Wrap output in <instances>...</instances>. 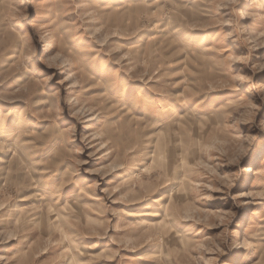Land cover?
<instances>
[{
    "label": "clouds",
    "instance_id": "obj_1",
    "mask_svg": "<svg viewBox=\"0 0 264 264\" xmlns=\"http://www.w3.org/2000/svg\"><path fill=\"white\" fill-rule=\"evenodd\" d=\"M34 237L62 264H264V0H0V264Z\"/></svg>",
    "mask_w": 264,
    "mask_h": 264
},
{
    "label": "rangeland",
    "instance_id": "obj_2",
    "mask_svg": "<svg viewBox=\"0 0 264 264\" xmlns=\"http://www.w3.org/2000/svg\"><path fill=\"white\" fill-rule=\"evenodd\" d=\"M148 50L151 51V46L148 47ZM167 140L166 136H161L160 142L163 144ZM227 145V141L222 139L218 135H211L210 134V144L208 145L211 149H223ZM182 147V146H181ZM253 148L256 149L257 153L259 154L262 150L257 146L253 145ZM157 162H150L143 170L142 173L134 174L130 177H127V179L130 181L131 187H129V190L125 193H123L125 196L129 198H135V196L138 194V190L143 191L152 186V180H153V173L156 170ZM85 203L89 208L92 209V215L88 217V220L91 221L95 218V214L98 211V209L94 206L93 202L86 200ZM124 205H114V207H120ZM138 205L132 204L127 205V207H137ZM213 211L216 210L215 202H213ZM197 209L193 207H188L184 209V215L188 217H195L197 216ZM66 219H70V216L66 217ZM155 225V230L163 232L166 230V225L163 223H160L158 221V218L152 217L149 222V227H152ZM86 230H94V226L89 224L88 229ZM209 232L212 230L209 229ZM109 234H112V230L109 229ZM35 239V245L32 249V254L25 257L24 264H62V260L59 259L61 249L58 246H54L51 244H48L46 241V238H36ZM83 241L97 244L98 246L96 248H92L89 252V257H96L99 255L101 251H104L106 254L108 252L114 251L117 248H119V244L117 243H109L107 237H99L96 235H89L84 236L81 238ZM47 249L44 251L43 249ZM155 250V243L152 240H149L147 243H143V245L139 248H137L136 252H128L127 250L122 251V255H128V256H137V255H145L150 254ZM38 254V255H37ZM194 259V258H193ZM92 264H112L111 261L106 260L104 258H101L100 260H93ZM144 264H152L151 261H144Z\"/></svg>",
    "mask_w": 264,
    "mask_h": 264
},
{
    "label": "bare ground",
    "instance_id": "obj_3",
    "mask_svg": "<svg viewBox=\"0 0 264 264\" xmlns=\"http://www.w3.org/2000/svg\"><path fill=\"white\" fill-rule=\"evenodd\" d=\"M157 162V161H156ZM152 163H154V162H152Z\"/></svg>",
    "mask_w": 264,
    "mask_h": 264
}]
</instances>
